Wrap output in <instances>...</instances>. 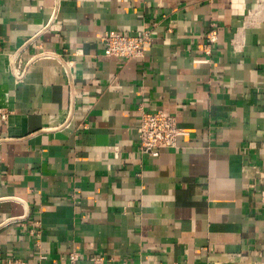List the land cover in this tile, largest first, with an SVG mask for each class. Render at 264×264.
<instances>
[{
	"label": "crops",
	"instance_id": "0c3cea01",
	"mask_svg": "<svg viewBox=\"0 0 264 264\" xmlns=\"http://www.w3.org/2000/svg\"><path fill=\"white\" fill-rule=\"evenodd\" d=\"M143 29V57L103 54ZM31 37L72 76L0 53V264H264V0H0L1 50ZM141 109L192 131L143 154Z\"/></svg>",
	"mask_w": 264,
	"mask_h": 264
},
{
	"label": "built area",
	"instance_id": "2783aa9c",
	"mask_svg": "<svg viewBox=\"0 0 264 264\" xmlns=\"http://www.w3.org/2000/svg\"><path fill=\"white\" fill-rule=\"evenodd\" d=\"M57 7H53L51 18L49 21L56 19ZM46 23L42 28H48ZM206 38L210 43H214L217 39L215 30L210 29ZM152 36L150 29H143L134 34L125 33H109L104 32L100 38L102 44V52L106 56H116L123 58H139L144 56V48L151 42ZM33 40V37L25 41L22 45L13 51H2L7 58L8 70L14 82L21 81L27 73L29 63L39 58H58L62 61L64 70L68 77L72 76L73 64L70 60H66L55 51L40 48V51L31 55L29 59L24 60L22 53L27 44ZM73 111L70 108L61 126H67L72 119ZM0 117H7V111L0 109ZM86 126V125H84ZM191 128L182 127L178 124L177 118L173 114H169L162 109L142 110L140 111L139 123L137 126V148L146 155L157 156L163 148L176 147L177 140L180 136H186L191 133ZM262 175H259L256 181L251 183L252 187H256L257 182L262 184ZM264 197V190L261 191ZM7 220L17 221L18 217H9ZM66 264H123L113 259H105L98 254H93L87 261H81L75 251H70Z\"/></svg>",
	"mask_w": 264,
	"mask_h": 264
}]
</instances>
